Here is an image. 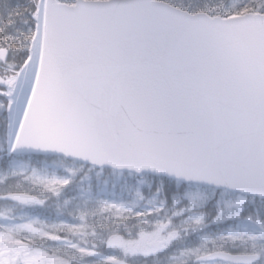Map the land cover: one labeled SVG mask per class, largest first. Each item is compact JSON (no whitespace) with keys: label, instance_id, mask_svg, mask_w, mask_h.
Masks as SVG:
<instances>
[{"label":"snow or ice","instance_id":"snow-or-ice-1","mask_svg":"<svg viewBox=\"0 0 264 264\" xmlns=\"http://www.w3.org/2000/svg\"><path fill=\"white\" fill-rule=\"evenodd\" d=\"M17 182L78 226L0 195V264H264V0H0Z\"/></svg>","mask_w":264,"mask_h":264},{"label":"rangeland","instance_id":"rangeland-1","mask_svg":"<svg viewBox=\"0 0 264 264\" xmlns=\"http://www.w3.org/2000/svg\"><path fill=\"white\" fill-rule=\"evenodd\" d=\"M62 175V173H60ZM11 185L13 188L11 189H19L21 187H27V191L30 192L29 190H31L32 192H34L35 194L38 195V197H43L46 201H47V207L46 208H42V209H49L50 211H52V216L48 217V219L46 218H42L39 215H37L36 213H32V209L36 210V209H40L41 207L39 206H22V205H16L17 208H23V212H16L15 216L16 219L14 221H12L15 224H21V223H29L30 219H20L21 216L24 217H30L31 219H39L41 221V223H47L49 227H51L52 224H59V223H69L72 226H78L75 222V220L73 219L72 213H65L64 211H57V209H59L60 206V202L57 201L55 199V197L49 198L47 194H45L42 189H40L38 186H32V185H28V184H20L19 182H17L16 185L13 184H9ZM3 195V194H0ZM126 203L129 201H125ZM8 209L5 207L4 202L2 204H0V215H2L5 211H7ZM78 216V213H77ZM91 219V218H90ZM7 222L3 221L2 219H0V231H2L4 225ZM129 226L132 225V221L128 222ZM24 240H27L28 235L27 233H21L19 234ZM123 235L125 236V238H127V232L123 233ZM62 238H66L64 236L63 233H61ZM91 237L89 236L85 241V245L91 243ZM47 245L51 246L48 248V252L49 255H52L54 252H63V251H70V250H66V249H62L59 247V245H57L55 242H47ZM104 250L108 251L106 245L104 246ZM62 258V257H61Z\"/></svg>","mask_w":264,"mask_h":264},{"label":"trees","instance_id":"trees-1","mask_svg":"<svg viewBox=\"0 0 264 264\" xmlns=\"http://www.w3.org/2000/svg\"><path fill=\"white\" fill-rule=\"evenodd\" d=\"M11 2L12 3H27V0H11ZM11 188H13L11 185H8V188L7 189H5L3 187H0V194H3L4 195L5 193H7L9 191L18 190V189H11ZM20 190H25V189L21 187ZM2 203H3V201H0V204H2Z\"/></svg>","mask_w":264,"mask_h":264},{"label":"water","instance_id":"water-1","mask_svg":"<svg viewBox=\"0 0 264 264\" xmlns=\"http://www.w3.org/2000/svg\"><path fill=\"white\" fill-rule=\"evenodd\" d=\"M23 194V193H22ZM26 195H29V194H26ZM231 254H234V253H231ZM240 253L236 254V255H239Z\"/></svg>","mask_w":264,"mask_h":264}]
</instances>
